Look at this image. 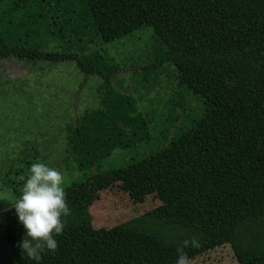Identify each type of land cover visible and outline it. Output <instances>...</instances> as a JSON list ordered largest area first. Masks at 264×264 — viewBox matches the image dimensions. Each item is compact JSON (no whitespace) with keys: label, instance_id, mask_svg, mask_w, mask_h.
Segmentation results:
<instances>
[{"label":"trees","instance_id":"trees-1","mask_svg":"<svg viewBox=\"0 0 264 264\" xmlns=\"http://www.w3.org/2000/svg\"><path fill=\"white\" fill-rule=\"evenodd\" d=\"M120 2L0 0V58L74 62L85 78L101 80L100 106L66 129L77 166L101 168L116 150L150 140V118L114 82L121 64L105 48L146 26L153 35L141 73L173 65L177 87L201 101V118L264 102V0ZM28 168L17 167L15 186ZM188 236L200 241L199 248L185 249L188 260L230 243L239 264H264V156L55 250L39 264H174L175 248Z\"/></svg>","mask_w":264,"mask_h":264},{"label":"rangeland","instance_id":"rangeland-1","mask_svg":"<svg viewBox=\"0 0 264 264\" xmlns=\"http://www.w3.org/2000/svg\"><path fill=\"white\" fill-rule=\"evenodd\" d=\"M152 35L146 26L105 47L121 64L114 82L136 97L139 110L150 118L151 136L129 152L116 150L98 169L73 163L65 137L85 110L100 106V78H85L74 62L0 58V264L31 261L18 247L23 228L10 206L22 187L15 186L17 167L39 160L64 174L70 214L55 237L59 250L264 156V102L201 118V101L177 87L173 65L141 73ZM53 252L45 250L41 257ZM188 264L239 262L225 243Z\"/></svg>","mask_w":264,"mask_h":264},{"label":"clouds","instance_id":"clouds-1","mask_svg":"<svg viewBox=\"0 0 264 264\" xmlns=\"http://www.w3.org/2000/svg\"><path fill=\"white\" fill-rule=\"evenodd\" d=\"M22 180L19 196L10 203L17 222L23 228L18 247L24 256L39 264L45 250H56L55 237L65 227L63 218L70 214L63 188L65 176L57 168L38 160L29 166ZM199 247L197 236L180 240L175 248L174 264H188L185 249Z\"/></svg>","mask_w":264,"mask_h":264}]
</instances>
